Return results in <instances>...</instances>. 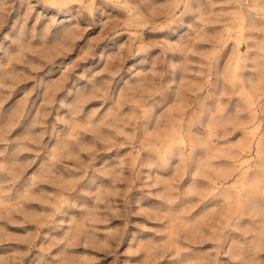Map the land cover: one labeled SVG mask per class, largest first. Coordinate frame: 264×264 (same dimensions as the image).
Instances as JSON below:
<instances>
[{
  "label": "clouds",
  "instance_id": "1",
  "mask_svg": "<svg viewBox=\"0 0 264 264\" xmlns=\"http://www.w3.org/2000/svg\"><path fill=\"white\" fill-rule=\"evenodd\" d=\"M0 264H264V0H0Z\"/></svg>",
  "mask_w": 264,
  "mask_h": 264
}]
</instances>
